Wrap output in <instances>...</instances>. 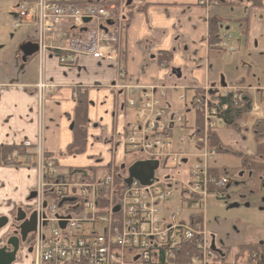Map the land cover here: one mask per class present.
Instances as JSON below:
<instances>
[{
  "label": "built area",
  "instance_id": "obj_1",
  "mask_svg": "<svg viewBox=\"0 0 264 264\" xmlns=\"http://www.w3.org/2000/svg\"><path fill=\"white\" fill-rule=\"evenodd\" d=\"M217 1L199 0V5L208 8ZM17 15V22L36 29L39 58L54 51L64 66L80 56L117 61L120 25L111 31L101 28L108 19L119 22L113 6L20 0ZM85 19H90L87 25ZM64 21L76 30L86 26L85 33L68 38L66 45L48 44L46 37ZM230 41L226 36L212 47L232 52ZM52 88L39 79L36 101H44ZM168 89L182 91L177 99L193 117L189 134L178 138L175 130L184 127V119L170 111ZM209 90L191 89L185 103L184 88L154 85L124 102L134 118L125 128L127 150L162 166V175L146 185L138 180L127 184L120 174L123 167L114 165L99 178L92 169H58V156L46 153L39 142H23L10 159L21 158L33 174L31 264H219L210 247L206 210L210 199L225 198L230 180L218 174L213 164L217 150L209 140L226 125L225 99L237 108L249 105L250 115H258L264 94L250 96L247 88L234 86L219 88L214 98Z\"/></svg>",
  "mask_w": 264,
  "mask_h": 264
},
{
  "label": "crops",
  "instance_id": "obj_2",
  "mask_svg": "<svg viewBox=\"0 0 264 264\" xmlns=\"http://www.w3.org/2000/svg\"><path fill=\"white\" fill-rule=\"evenodd\" d=\"M69 1L75 4L98 2L114 6L122 13L118 63L81 56L74 66L65 67L58 63L55 52L48 51L42 56L39 67L37 52L22 65L15 55L14 73L0 79V156L3 146H17L24 140L34 142L40 118L44 150L60 155L57 168H93L95 177L99 178L110 165H128L126 156L130 159L131 153L125 144V127L133 120V112L122 103L135 96L140 87L176 84L201 88L218 86L221 78L225 85H234L227 83L221 67L225 55L207 47L206 10L198 4L199 0H130L129 5H125V0ZM235 1L244 5L243 15L247 14L246 42L250 34L258 40L257 48L264 53V0H260V7L251 5L249 0H229L228 3ZM252 19L255 24L250 25ZM71 27L68 22L57 24L48 35L47 43L66 45L68 38L81 33ZM251 28H258L255 35L250 33ZM32 31L28 37L34 43ZM161 63L167 64L166 69L160 68ZM39 77L55 87L38 117L34 105ZM76 89L87 93L86 147L81 154L66 155V148L73 140ZM171 109L177 111L180 107L176 104ZM98 143L106 146V150L86 155L87 150ZM79 157L86 161L77 160ZM32 183V173L0 162V204L4 203L0 205V215L13 205L25 202ZM212 232L210 230L213 240ZM241 245L244 244L224 247L229 254H235ZM240 264H248L246 257Z\"/></svg>",
  "mask_w": 264,
  "mask_h": 264
},
{
  "label": "rangeland",
  "instance_id": "obj_3",
  "mask_svg": "<svg viewBox=\"0 0 264 264\" xmlns=\"http://www.w3.org/2000/svg\"><path fill=\"white\" fill-rule=\"evenodd\" d=\"M221 1L223 3H218L216 6L208 9V11L211 15H218L222 18L221 24L223 27L220 28V34L224 36L230 35L233 39L232 44L236 46L232 53L221 51L225 55V60L221 64V67L224 69L226 81L227 83L231 82L235 84L243 80L246 86L251 85L255 87L261 85L264 87V53L259 51V47L257 48L258 40L251 37L250 34L246 42L247 37L245 36L247 32L245 35L241 34V23L235 21L247 16V14L243 15L244 5L236 1L232 3H228L229 0ZM14 3H16V0H0L1 80L14 73L13 65L18 47L33 32L31 28L24 26L14 28L10 20L3 23L5 17L9 18L11 16L9 14L10 11L14 12L11 17H14L18 12V7H15ZM259 15H257L256 21ZM247 23L249 22L247 21ZM253 23L255 24V21L252 19L250 25ZM257 31L258 28H251L250 33L255 35ZM41 80L46 81L43 78ZM37 93L36 89L35 96H37ZM43 103L44 101H40V103L35 101L34 106L38 117L41 114L40 108H42ZM177 111L186 119L189 117V113H184L179 109ZM257 119L264 120V105H261ZM40 122L39 118L36 143L39 142L41 148H43L42 125ZM252 122L253 118L251 117L248 120L247 126L244 127L246 129L242 127L240 131L231 127H219L216 129V136L226 149L234 153L253 154L256 151V142L250 129ZM245 123L246 120L244 125ZM176 131H180V129ZM260 141L264 143V138ZM106 148L102 144H95L92 150H87L86 155L95 154L99 151L104 152ZM138 159H142L140 154H131L130 159L126 156L128 165ZM77 160L86 161L84 157H79ZM214 164L226 168L227 171L231 172V176L233 177V174L237 170L236 168L241 165V160L229 151H223L219 153ZM162 173V166H160L157 170V175L161 176ZM236 181L232 180V186L226 190V197L223 200L215 202L213 199H210L208 202L206 219L209 229L214 233L217 248H221V246L234 248L237 243H264V185L260 184L258 186L253 184L250 185V188L247 187L248 189H246L236 187V183H238ZM228 259L234 264H240L242 260V258H236L234 252L228 255Z\"/></svg>",
  "mask_w": 264,
  "mask_h": 264
},
{
  "label": "trees",
  "instance_id": "obj_4",
  "mask_svg": "<svg viewBox=\"0 0 264 264\" xmlns=\"http://www.w3.org/2000/svg\"><path fill=\"white\" fill-rule=\"evenodd\" d=\"M251 5L255 7H260V0H249ZM144 10V9H143ZM222 18L218 15H210L207 22V41L208 46H212L216 41L221 38L220 28H221ZM235 21L240 22V33L245 35L247 32V19L245 17L236 19ZM239 41V39H238ZM163 59V58H162ZM76 107L74 112V118L72 121V133L73 140L70 145L66 148V155H78L85 151L86 147V127H87V93L81 89H76ZM226 111L224 112V118L226 120L227 127L235 128L237 131L240 130L239 122L246 118L247 113L250 110L249 105L237 108V106L229 104V99H225ZM251 131L253 134V139L256 142V151L252 156H247L240 153H234L228 150L230 153L236 155L240 160L242 166H244L250 175H253L255 179L264 177V164L254 162V160L263 159L264 160V143L260 140L264 138V120H254L251 125ZM210 145L215 147L217 150H222L224 146L216 138L215 135L210 139ZM17 148L15 146L8 147L3 146L1 150L0 162L2 164H11L9 158ZM220 174V172H218ZM229 174V173H226ZM225 252H217V262L219 264H226V256L229 255V250L225 248ZM223 257V258H221ZM235 257H246L248 264H264V245L257 246L253 245H241L238 247V251L235 253Z\"/></svg>",
  "mask_w": 264,
  "mask_h": 264
},
{
  "label": "flooded vegetation",
  "instance_id": "obj_5",
  "mask_svg": "<svg viewBox=\"0 0 264 264\" xmlns=\"http://www.w3.org/2000/svg\"><path fill=\"white\" fill-rule=\"evenodd\" d=\"M18 1L20 0H16V3H14L15 7L18 6ZM9 14L12 16L14 12L10 11ZM11 16L9 18L5 17L3 21L7 22L10 20L14 28H20L21 26L29 28L23 21L17 22V26H15L17 14H15L14 17ZM29 38L30 37L24 40V42H28ZM16 57L17 62L21 65L28 61L27 57L23 60V55L19 50L16 52ZM259 160L264 164L263 159L260 158ZM236 180V182H238L236 183V187H243L246 189H248L247 187L250 188V185L253 184L258 186L260 184L264 185V177L255 179L242 165L238 167ZM3 204L4 203L0 205ZM35 220V213L27 199L25 202L23 201L17 205H13L3 215H0V264L30 263L29 256L33 242ZM214 239L213 242L216 244ZM253 244H257L258 247L264 245V243H249V245Z\"/></svg>",
  "mask_w": 264,
  "mask_h": 264
},
{
  "label": "water",
  "instance_id": "obj_6",
  "mask_svg": "<svg viewBox=\"0 0 264 264\" xmlns=\"http://www.w3.org/2000/svg\"><path fill=\"white\" fill-rule=\"evenodd\" d=\"M130 0H125V5H129ZM89 20L86 19L85 22H88ZM109 24V23H107ZM38 46L37 44L33 42H23L19 45L18 50L23 55V60L26 57L31 56L35 52H37ZM175 71V70H174ZM220 85L224 86L225 83L223 79L220 80ZM156 161H137L128 166L127 168V174L128 178L126 182L129 184L132 179H136L142 184H149L153 180V172L157 167ZM34 194L31 193L28 199L32 198ZM236 206V205H235ZM4 224V223H3ZM3 226V225H2Z\"/></svg>",
  "mask_w": 264,
  "mask_h": 264
}]
</instances>
